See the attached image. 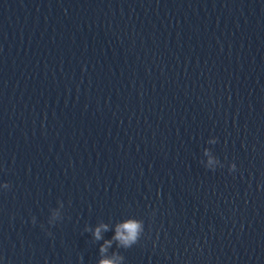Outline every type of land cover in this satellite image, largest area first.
Returning <instances> with one entry per match:
<instances>
[{
  "label": "clouds",
  "instance_id": "9594fccd",
  "mask_svg": "<svg viewBox=\"0 0 264 264\" xmlns=\"http://www.w3.org/2000/svg\"><path fill=\"white\" fill-rule=\"evenodd\" d=\"M211 163V161H209ZM233 167H235L233 165ZM3 187L10 188L8 183H4ZM33 223H35V217H33ZM107 231L108 225L101 224L94 231L96 240L102 239L101 230ZM143 222L135 218H128L115 226V235L111 240L104 241V244L100 246L101 259L98 264H118L119 260L124 259L121 254L113 253L112 257L106 255L108 249L111 247L113 241L117 242L118 247L128 249L135 245L143 232Z\"/></svg>",
  "mask_w": 264,
  "mask_h": 264
}]
</instances>
